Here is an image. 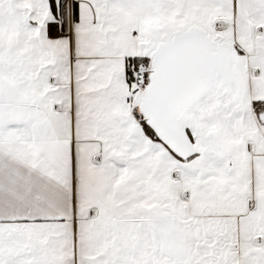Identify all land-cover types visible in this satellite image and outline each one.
<instances>
[{
	"label": "snow or ice",
	"instance_id": "obj_1",
	"mask_svg": "<svg viewBox=\"0 0 264 264\" xmlns=\"http://www.w3.org/2000/svg\"><path fill=\"white\" fill-rule=\"evenodd\" d=\"M0 264H264V0H0Z\"/></svg>",
	"mask_w": 264,
	"mask_h": 264
}]
</instances>
